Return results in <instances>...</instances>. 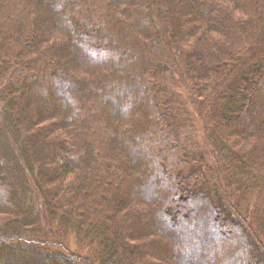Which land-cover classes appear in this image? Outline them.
Wrapping results in <instances>:
<instances>
[{"label":"trees","instance_id":"obj_1","mask_svg":"<svg viewBox=\"0 0 264 264\" xmlns=\"http://www.w3.org/2000/svg\"><path fill=\"white\" fill-rule=\"evenodd\" d=\"M1 79L0 264H264V0H0Z\"/></svg>","mask_w":264,"mask_h":264},{"label":"rangeland","instance_id":"obj_2","mask_svg":"<svg viewBox=\"0 0 264 264\" xmlns=\"http://www.w3.org/2000/svg\"><path fill=\"white\" fill-rule=\"evenodd\" d=\"M124 14H126V13H124ZM48 15L50 16V14H48ZM52 16L54 17L55 15L52 14ZM204 45L206 46L205 43H204ZM207 46L208 47H206L204 49H208V52L209 51H213V48L211 46H209V45H207ZM75 63H76V61H74V60L71 59L70 61L66 62L65 65H67L69 67L70 66L72 67ZM3 81H4V79H1L0 80V85H2ZM79 93L82 94L81 97L82 98L85 97L86 100L91 97V93L87 89H85L84 86H82V85L80 86ZM2 105L3 104L0 102V107ZM39 108H40V110L38 112V115L41 116L44 120H50L52 118L58 117L57 115H53V113L51 112V110L48 109L43 102H40L39 101ZM61 111H62L61 114H64L65 116H68L70 114V112H71L68 107H66V108L65 107H61ZM192 119H194V123H195L196 129L198 130L197 139L201 142L202 147L205 148V150L207 151V155L204 156V160L213 169V172H209V174H208L209 178L212 179L220 187L219 188V193L222 196V198L225 200V202H228V200L230 198L232 199V201L233 200L234 201H237V197H235L233 195H230V194H227L224 191V189H226L227 192H230V188L227 186L226 176L222 177L221 178V182H220L219 181V175H218V173L214 171L217 168V163L218 162L222 163V156L220 155L221 151L219 149V146H220L219 143H218V147L215 148V151H214L213 147H211V145H209V143L207 142L206 138L204 137V134H202V132H201V127H200L201 124H200V122H198L195 119V116H192ZM70 125L71 124H68L66 126L69 127ZM66 126L64 125L62 127L64 128ZM71 132H72V130H70L69 134ZM3 143H4V141H2L0 139V158L6 156L8 154V151L3 146ZM122 152H124V151H120V148L119 147H116L115 153H114V157L117 158V159L118 158H121L122 157V154H121ZM50 166L53 169V166L54 165L52 163H50ZM86 166H87V161H85V167ZM86 168H88V166ZM144 170H146V167H145V169H142L140 171H137L138 172L137 173V176L142 173V177L143 178H144V176L147 177V173L146 172H143ZM52 179L53 180H56V179L58 180L56 174H54V176H53ZM6 180H7L6 178H2L0 176V185H2L3 181H6ZM57 180H56V182H57ZM93 200H95V197H93ZM242 203H241V207L245 209L247 207V204L246 203H243L242 204ZM176 215L179 216L180 214L177 212ZM2 219H3V216H0V224H2ZM2 232H1V234H2ZM140 239L142 241V244L148 243V239H145V238H140ZM8 241L9 240H7V236H4V237L1 238V242H3V245L5 244L4 242H8ZM29 246H30V243L28 241L24 240L22 247L28 248ZM54 247L56 248L57 251H59L60 253L65 254V255H67L71 251L74 252V253H78V254H80L82 256H85V254L87 253V249L85 250V249L80 248V246L78 245V242H77L76 238L74 237V235H71L70 236V238H69V240L67 242V245H65L64 247L63 246H58V245H55ZM55 248H53V249H55ZM24 254L31 256V253H29L27 250L24 251ZM3 256H4V259L7 258V257H9V258L11 257L10 254H8L7 252L3 253ZM150 260H151V256L149 257L148 254L146 253L145 256L142 257V259H140L138 261L137 264H148L150 262Z\"/></svg>","mask_w":264,"mask_h":264}]
</instances>
